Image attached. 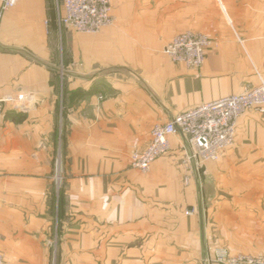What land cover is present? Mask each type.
Instances as JSON below:
<instances>
[{"label":"crops","instance_id":"obj_1","mask_svg":"<svg viewBox=\"0 0 264 264\" xmlns=\"http://www.w3.org/2000/svg\"><path fill=\"white\" fill-rule=\"evenodd\" d=\"M112 13L84 33L59 29L56 0L0 2L3 264L264 255L263 112H244L233 147L198 169L182 135L148 172L131 166L155 124L259 84L264 0H116ZM187 30L213 41L199 68L164 53Z\"/></svg>","mask_w":264,"mask_h":264},{"label":"built area","instance_id":"obj_2","mask_svg":"<svg viewBox=\"0 0 264 264\" xmlns=\"http://www.w3.org/2000/svg\"><path fill=\"white\" fill-rule=\"evenodd\" d=\"M18 0H0L2 10L13 7ZM116 0H56L59 29L69 28L78 32L97 33L114 22L112 13ZM212 39L202 32L187 30L176 34L165 46L164 53L175 63L199 68L206 58V50ZM23 97L11 96L7 101H21ZM264 113V77L259 84L205 102L173 116L166 123H157L151 129L147 146L135 149L131 154V166L148 172L152 163L169 153V137L182 135L187 152L184 162L193 161L200 168L206 161H216L233 147L238 118L247 110ZM61 176L57 178L60 179ZM215 261L220 264H264V255L244 253H218ZM4 257L0 253V264Z\"/></svg>","mask_w":264,"mask_h":264},{"label":"rangeland","instance_id":"obj_3","mask_svg":"<svg viewBox=\"0 0 264 264\" xmlns=\"http://www.w3.org/2000/svg\"><path fill=\"white\" fill-rule=\"evenodd\" d=\"M56 157H57V159L55 161V176L57 178L59 176H61L60 179H58V180L56 178V181L58 182V185H59L62 182V167H63L61 152H59ZM55 264H56V262H55Z\"/></svg>","mask_w":264,"mask_h":264},{"label":"trees","instance_id":"obj_4","mask_svg":"<svg viewBox=\"0 0 264 264\" xmlns=\"http://www.w3.org/2000/svg\"><path fill=\"white\" fill-rule=\"evenodd\" d=\"M76 93H80L79 91H76Z\"/></svg>","mask_w":264,"mask_h":264}]
</instances>
